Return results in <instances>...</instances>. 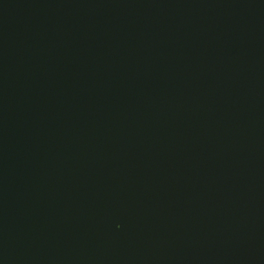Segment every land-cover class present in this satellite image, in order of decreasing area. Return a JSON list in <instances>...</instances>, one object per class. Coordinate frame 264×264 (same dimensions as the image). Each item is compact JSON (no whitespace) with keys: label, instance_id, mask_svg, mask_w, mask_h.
<instances>
[{"label":"water","instance_id":"water-1","mask_svg":"<svg viewBox=\"0 0 264 264\" xmlns=\"http://www.w3.org/2000/svg\"><path fill=\"white\" fill-rule=\"evenodd\" d=\"M0 264H264V0H0Z\"/></svg>","mask_w":264,"mask_h":264}]
</instances>
